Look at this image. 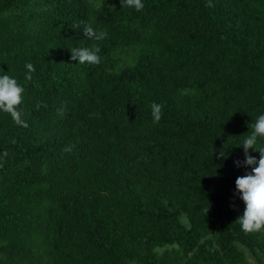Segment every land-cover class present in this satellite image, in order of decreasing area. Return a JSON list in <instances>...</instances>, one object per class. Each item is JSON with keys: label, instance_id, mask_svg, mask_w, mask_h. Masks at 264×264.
I'll list each match as a JSON object with an SVG mask.
<instances>
[{"label": "trees", "instance_id": "16d2710c", "mask_svg": "<svg viewBox=\"0 0 264 264\" xmlns=\"http://www.w3.org/2000/svg\"><path fill=\"white\" fill-rule=\"evenodd\" d=\"M211 2L0 0V75L28 124L0 111V264H250L240 246L264 264L235 186L264 114V0ZM84 23L108 33L99 65L71 59ZM118 47L137 54L112 72Z\"/></svg>", "mask_w": 264, "mask_h": 264}, {"label": "clouds", "instance_id": "9594fccd", "mask_svg": "<svg viewBox=\"0 0 264 264\" xmlns=\"http://www.w3.org/2000/svg\"><path fill=\"white\" fill-rule=\"evenodd\" d=\"M122 7L132 8L139 12L144 9L143 0H121ZM207 7H214L211 0H208ZM73 28H80V24ZM83 33L86 38L94 41L90 47H72L71 59L78 60L79 64L99 65L101 57L99 55L101 49L96 42L107 38V31L103 29H94L89 23L83 24ZM27 72L26 80H31V73L35 71L34 66L29 62L25 64ZM24 88L18 84L15 78L7 74L0 75V111L11 116L14 123L20 127H28L25 120L21 118V112L18 111L22 103ZM39 108V105H37ZM153 123H159L162 118V105L152 102L150 105ZM62 111V110H61ZM252 131L242 142V147L245 152V164L253 165L251 173L238 177L235 181L237 192L240 194V199L245 204L243 214L236 220L240 228L245 233H261L264 232V146H257L258 138H264V114H260L255 123L251 125ZM13 144L15 140L11 141ZM74 146L69 145L62 149L63 152H71ZM249 149L258 151L260 156L257 160L255 157L248 154ZM3 155L6 157L7 152ZM220 156L224 154L220 152ZM237 166L240 162L236 161ZM3 165L0 164V167ZM208 211V210H207ZM181 223L186 229L191 228V224L186 216L181 217Z\"/></svg>", "mask_w": 264, "mask_h": 264}, {"label": "rangeland", "instance_id": "374dc122", "mask_svg": "<svg viewBox=\"0 0 264 264\" xmlns=\"http://www.w3.org/2000/svg\"><path fill=\"white\" fill-rule=\"evenodd\" d=\"M99 5V4H98ZM137 54V49L135 47H118L112 51L113 57L116 59L115 65L112 69V72H116L123 67L132 66ZM5 182V176L0 175L1 185ZM240 250L244 251L246 254V259L250 264H258L254 258L242 247H239ZM161 251H158L160 254Z\"/></svg>", "mask_w": 264, "mask_h": 264}]
</instances>
